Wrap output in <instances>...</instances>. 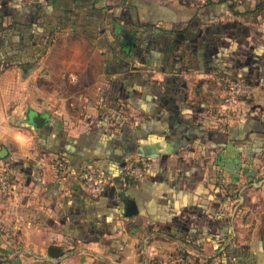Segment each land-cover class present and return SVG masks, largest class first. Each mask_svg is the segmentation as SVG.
Listing matches in <instances>:
<instances>
[{"label": "crops", "instance_id": "0c3cea01", "mask_svg": "<svg viewBox=\"0 0 264 264\" xmlns=\"http://www.w3.org/2000/svg\"><path fill=\"white\" fill-rule=\"evenodd\" d=\"M261 3L0 0V31L17 25L37 57L0 68V161L16 176L0 193V264H169L180 250L188 264H264ZM216 69L257 91L224 134ZM141 158L155 166L125 191L93 199L79 183Z\"/></svg>", "mask_w": 264, "mask_h": 264}, {"label": "built area", "instance_id": "2783aa9c", "mask_svg": "<svg viewBox=\"0 0 264 264\" xmlns=\"http://www.w3.org/2000/svg\"><path fill=\"white\" fill-rule=\"evenodd\" d=\"M214 83L217 85V94L220 95V107L213 116V128L219 133H227L232 127L240 100H252L256 96V88L244 82L232 81L215 74ZM153 158H141L133 161L123 172L112 177L103 171L89 168L79 173L78 180L82 189L93 199L100 198L110 186L119 185L125 191L133 183L141 182L148 172L155 166ZM52 167L61 178L72 174V166L67 159L55 157ZM14 182L10 178L7 167L0 161V193L10 195L14 191Z\"/></svg>", "mask_w": 264, "mask_h": 264}, {"label": "trees", "instance_id": "16d2710c", "mask_svg": "<svg viewBox=\"0 0 264 264\" xmlns=\"http://www.w3.org/2000/svg\"><path fill=\"white\" fill-rule=\"evenodd\" d=\"M264 4L261 3L257 6V9L254 13H264ZM15 27H18L17 25H10L5 27L4 29H2L0 32L4 33V36L2 38V40L0 41V68L1 66H8V65H18V66H26L31 64L33 61L37 60V57H31L30 56V50L33 46H31L29 41H26L27 39H25L24 35H22L20 32V30L15 29ZM21 30L26 29L28 26H21ZM15 29L16 32L19 31V33H17L16 35H13V33L11 34L10 31H13ZM22 35L21 40H18L16 42L13 41V37H18ZM43 43V42H42ZM50 40H46L45 44L46 47L50 44ZM18 45V46H15ZM15 46V47H14ZM217 72L216 74L226 77L232 81H239V82H244L247 84H250L249 82L243 80V79H238V78H234V77H230L228 75H225L224 73H222L219 69H216ZM213 132L217 133L216 130ZM60 157L67 159L68 158L66 156H64L63 154H59ZM94 169V168H93ZM97 169V168H95ZM10 173V171H9ZM15 175H13V173H10V178L13 181L15 179ZM49 256L53 257V258H60L64 256V253L62 252V250L60 249H53L51 248L49 250Z\"/></svg>", "mask_w": 264, "mask_h": 264}, {"label": "water", "instance_id": "95a60500", "mask_svg": "<svg viewBox=\"0 0 264 264\" xmlns=\"http://www.w3.org/2000/svg\"><path fill=\"white\" fill-rule=\"evenodd\" d=\"M123 34L125 35V42L128 43L129 47H134L135 43H134V37L131 36L127 31L123 30L122 31ZM31 122L32 124L36 127V129H40L43 127V125L45 124L46 120L43 116L41 115H36L35 117L31 118ZM7 156V151L5 149L2 150L1 154H0V158L1 159H5Z\"/></svg>", "mask_w": 264, "mask_h": 264}, {"label": "rangeland", "instance_id": "374dc122", "mask_svg": "<svg viewBox=\"0 0 264 264\" xmlns=\"http://www.w3.org/2000/svg\"><path fill=\"white\" fill-rule=\"evenodd\" d=\"M172 252H174V251H170L169 254H167V255L169 256ZM175 255L178 256V258L174 255L171 256V258L169 257V261H171L169 264H188V257H189L188 254H186V253L184 254L180 250L179 254L176 253ZM179 256H181L182 258H179ZM174 259H176V260L173 261Z\"/></svg>", "mask_w": 264, "mask_h": 264}]
</instances>
